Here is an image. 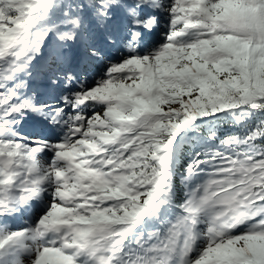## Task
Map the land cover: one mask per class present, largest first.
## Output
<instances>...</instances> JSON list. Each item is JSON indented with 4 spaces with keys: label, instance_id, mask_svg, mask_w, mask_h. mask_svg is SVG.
Listing matches in <instances>:
<instances>
[{
    "label": "snow or ice",
    "instance_id": "1",
    "mask_svg": "<svg viewBox=\"0 0 264 264\" xmlns=\"http://www.w3.org/2000/svg\"><path fill=\"white\" fill-rule=\"evenodd\" d=\"M0 264H264V0H0Z\"/></svg>",
    "mask_w": 264,
    "mask_h": 264
},
{
    "label": "rangeland",
    "instance_id": "2",
    "mask_svg": "<svg viewBox=\"0 0 264 264\" xmlns=\"http://www.w3.org/2000/svg\"><path fill=\"white\" fill-rule=\"evenodd\" d=\"M26 219V218H25Z\"/></svg>",
    "mask_w": 264,
    "mask_h": 264
}]
</instances>
